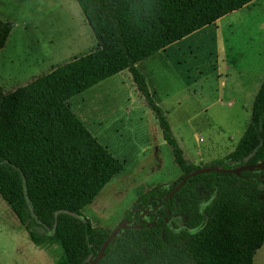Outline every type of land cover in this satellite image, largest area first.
<instances>
[{"label": "trees", "instance_id": "obj_1", "mask_svg": "<svg viewBox=\"0 0 264 264\" xmlns=\"http://www.w3.org/2000/svg\"><path fill=\"white\" fill-rule=\"evenodd\" d=\"M74 1L95 39V49L10 93L0 88V199L33 244L60 249L55 264H83L90 254L97 255L111 231L64 213L55 220V214L82 215L123 166L73 114L70 100L127 71L181 176L146 192L132 205L124 219L140 207L162 208L150 227L142 223L138 229L121 230L96 264H253L255 252L264 244V166L238 175H197L165 202L180 179L200 166L185 159L136 65L256 0ZM11 29L12 24L0 20V50ZM261 163L264 77L249 125L234 150L207 166ZM204 216V226L189 232ZM177 217L183 229L174 228Z\"/></svg>", "mask_w": 264, "mask_h": 264}, {"label": "rangeland", "instance_id": "obj_2", "mask_svg": "<svg viewBox=\"0 0 264 264\" xmlns=\"http://www.w3.org/2000/svg\"><path fill=\"white\" fill-rule=\"evenodd\" d=\"M0 20L12 24L0 50L4 93L96 47L74 0H0ZM137 69L151 85L150 95L164 112L185 159L204 167L224 158L248 127L260 87L264 0L172 44ZM70 108L123 166L81 212L93 228L114 230L146 192L180 178L171 149L157 123L154 130L148 124L153 114L127 71L75 96ZM0 264H53L30 242L1 199ZM253 264H264V244L255 252Z\"/></svg>", "mask_w": 264, "mask_h": 264}, {"label": "water", "instance_id": "obj_3", "mask_svg": "<svg viewBox=\"0 0 264 264\" xmlns=\"http://www.w3.org/2000/svg\"><path fill=\"white\" fill-rule=\"evenodd\" d=\"M252 155H253V152L244 159V162H247L252 157ZM263 166H264V164L261 163V164H257V165H253V166L243 165V166H239L237 168H223V167H219V166H204V167H200L199 169H197V170H195V171L183 176L180 179V181L176 184V186L164 198V201L167 202L168 199L172 195H174L181 187H183V185L185 184V182L188 179H190L192 177H195L197 175L204 174V173H210V172L238 175L242 171H252V170H255V169H261ZM159 207L160 206H157V208H159ZM31 212H32V210H31ZM59 213H64V214L69 215V216H71L73 218L81 220L84 224H87V220L82 215H78L76 213L69 212V211L56 212L55 220H56L57 215ZM157 219H158V217H155L154 221L156 222ZM166 222H168V221L166 220ZM205 222H206V216H204L203 222L201 223V225L196 230L189 231V232L198 231L200 228H202L204 226ZM55 226H56V221H55V224L53 226V229L55 228ZM147 227H150V225H147ZM138 228H140V227L137 224L134 225L133 221H128V220L124 219L120 224H118V226L114 230H112L110 232V234L108 235V237L104 241V243L101 246V248H100L99 252L97 253V255L94 256L93 254H90L86 258V260H85V262L83 264H96L98 261H100L103 258L105 250L107 249L109 244L113 241L114 238H116V237H118L120 235L121 230H123V229H138Z\"/></svg>", "mask_w": 264, "mask_h": 264}, {"label": "flooded vegetation", "instance_id": "obj_4", "mask_svg": "<svg viewBox=\"0 0 264 264\" xmlns=\"http://www.w3.org/2000/svg\"><path fill=\"white\" fill-rule=\"evenodd\" d=\"M162 207L160 206L159 208H157V206L155 208H151V207H140L139 209L133 210L132 212H130V216L129 218H127L126 220L128 221H133V223H136L139 227L140 224H145L148 225L149 222H153L155 223V217H158L159 215L156 214L157 210L161 209ZM136 218H138L136 220ZM137 221V222H136ZM167 223L169 224V220L167 219ZM174 228L175 229H183V223L181 221V219L179 217L174 218ZM171 226V225H169Z\"/></svg>", "mask_w": 264, "mask_h": 264}, {"label": "crops", "instance_id": "obj_5", "mask_svg": "<svg viewBox=\"0 0 264 264\" xmlns=\"http://www.w3.org/2000/svg\"><path fill=\"white\" fill-rule=\"evenodd\" d=\"M204 29V28H203ZM196 33V32H195ZM10 34V33H9ZM194 34V33H193ZM192 35V34H191ZM190 35V36H191ZM189 37V36H188ZM187 38V37H186ZM7 41V40H6ZM177 43V42H176ZM175 44V43H174ZM5 46V45H4ZM171 46V45H170ZM4 48V47H3ZM2 48V49H3ZM168 48V47H167ZM1 49V50H2ZM165 50V49H164ZM163 51V50H162ZM159 53V52H158ZM157 54V53H156ZM155 54V55H156ZM152 57H154V56H152ZM151 58V57H150ZM149 59V58H148ZM139 64V63H138ZM137 64V65H138ZM137 65H136V67H137ZM263 77H264V70L263 71H261V81H260V84H261V82H262V79H263ZM147 85V88H148V91L150 92V94L152 95V93H151V89H152V87H151V85L150 84H146ZM95 87V86H94ZM258 91V90H257ZM257 91H256V93H257ZM153 99H154V97H153ZM151 112V111H150ZM156 121H155V118L153 119L151 116H149V120H148V124L150 125V127H151V129L152 130H154V129H156L155 127V125L156 124H154ZM149 128V127H148ZM147 143L149 142L148 140L146 141ZM12 213V212H11ZM15 217V216H14ZM17 220V219H16ZM20 225V224H19ZM20 227H22L21 225H20ZM23 228V227H22ZM24 230V229H23ZM27 237H28V235H27ZM28 239H29V237H28ZM31 242V241H30ZM32 243V242H31ZM33 244V243H32ZM36 248H38L39 250H41V251H44L45 253H47L50 257H51V259H52V262H53V264H55L56 263V260L57 259H60V249L56 246V245H48V244H46V245H44V246H40V245H35V244H33ZM55 256H56V258H55Z\"/></svg>", "mask_w": 264, "mask_h": 264}]
</instances>
